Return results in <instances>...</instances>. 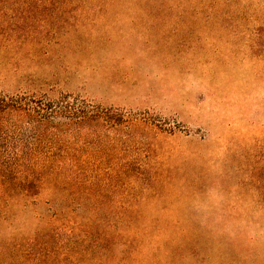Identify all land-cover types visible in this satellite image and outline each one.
<instances>
[{
  "label": "rangeland",
  "instance_id": "rangeland-1",
  "mask_svg": "<svg viewBox=\"0 0 264 264\" xmlns=\"http://www.w3.org/2000/svg\"><path fill=\"white\" fill-rule=\"evenodd\" d=\"M0 28L1 96L97 110L15 132L92 170L83 210L120 238L79 264H264V0L0 1Z\"/></svg>",
  "mask_w": 264,
  "mask_h": 264
},
{
  "label": "trees",
  "instance_id": "trees-1",
  "mask_svg": "<svg viewBox=\"0 0 264 264\" xmlns=\"http://www.w3.org/2000/svg\"><path fill=\"white\" fill-rule=\"evenodd\" d=\"M96 112L84 99L68 94L36 99L0 95V226L4 229L0 231V264H43L58 256L62 264H79L81 256L120 238L118 232L107 235L97 229L94 214L83 210L80 181L82 175L91 177L89 167L62 161L61 145L27 149L15 143L19 123L51 130L56 135V120L70 126L93 119ZM39 133L35 131L29 137L36 140ZM87 188L90 198V186ZM22 214H27L38 228L31 225L32 235L19 241L15 236L24 228L17 229L14 223ZM59 235L60 247L48 248Z\"/></svg>",
  "mask_w": 264,
  "mask_h": 264
}]
</instances>
